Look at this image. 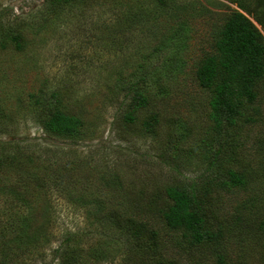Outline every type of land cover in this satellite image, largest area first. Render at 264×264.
<instances>
[{"label": "rangeland", "instance_id": "obj_1", "mask_svg": "<svg viewBox=\"0 0 264 264\" xmlns=\"http://www.w3.org/2000/svg\"><path fill=\"white\" fill-rule=\"evenodd\" d=\"M160 1H165L162 6ZM42 4L43 0L2 3V8L12 11L2 14L1 23L21 32L28 47L19 53L13 48L0 50V143L18 142L29 150L31 144H40L44 150L27 176L23 166H2L0 185L8 180L11 193L23 196L35 218L25 239L41 243L9 252L1 247L0 238V257L9 255L15 261L10 264H58L68 234L75 236L78 264H142L110 222L126 211L142 216L140 206L146 199L140 201L138 192L148 189L146 198L154 192L163 195L178 176L159 158L170 120L192 126L191 143L204 138L207 93L200 90L195 74L200 60L212 51L214 32L229 15L228 7L236 6L227 0H79L48 22L35 23L31 19ZM143 72L154 75L152 86L169 94H160L164 99L154 107L163 118L158 137L116 118V84L120 79L137 80ZM45 83L58 89L63 104L84 119L87 139L68 144L49 138L35 124L29 95ZM254 131L264 133V122ZM243 140L242 158L256 169L251 153L254 139ZM201 167L194 161L181 173L194 179ZM247 196L234 200L242 202ZM12 200L8 205L0 201V215L4 212L14 219L27 212V206H16V197ZM222 208L232 223L237 206L229 202ZM145 217L149 227L160 231L156 260L162 256L176 264H213L210 251L176 246L175 234L162 231L161 236L156 215L145 211ZM263 217L264 209L257 220ZM238 236L224 245L231 264H264L259 253L264 252V238ZM22 255L18 261L16 256Z\"/></svg>", "mask_w": 264, "mask_h": 264}, {"label": "trees", "instance_id": "obj_2", "mask_svg": "<svg viewBox=\"0 0 264 264\" xmlns=\"http://www.w3.org/2000/svg\"><path fill=\"white\" fill-rule=\"evenodd\" d=\"M78 1L43 0L31 20L46 23ZM227 1L236 9L228 7L231 10L229 15L219 30L214 32L212 51L200 60L195 74L200 90L207 93L204 138L191 143L192 126L186 122L174 124L170 120L164 132L165 142L159 158L162 164L170 165L178 176L164 188L163 195L154 192L146 198L148 189L138 192L140 201L146 199L144 206H140L142 216L136 218L131 211H126L124 215L113 216L110 222L119 228L123 242L131 245L133 253L142 259V264H176L162 256L155 259L160 253V231L148 226L145 211L158 218L161 236L172 233L177 236L175 245L180 248L210 251L213 264H231V256L224 250V245L231 239L235 241L239 238L238 233L249 240L261 241L264 238V217L260 222L257 220V214L264 209V133L254 131L264 122V0ZM164 2L160 1L161 6ZM2 3L3 0H0V18L2 14L7 15L12 11L2 8ZM1 21L0 50L13 48L15 52H24L28 43L23 34L15 32L16 28L4 26ZM148 73L137 80L120 79L116 84L118 91L113 92L118 96L114 107L119 111L116 118L124 124H138L145 135L158 137L163 118L154 107L164 99L160 94L166 93L164 95L167 97L169 94L152 86L150 83H154V79L150 77L154 75L148 76ZM29 98L34 108L35 124L49 138L68 144L88 138L84 119L72 106L63 104L58 89H51L50 84L45 83ZM202 106L199 104L198 108ZM151 108L152 111H148ZM244 138L254 139L251 153L258 164L256 169L242 158ZM31 148L35 150L31 151ZM31 148L29 150L12 141L0 143V173L6 164L23 166L25 176L32 173L30 167L33 162L40 163L44 148L40 144H31ZM47 158L55 160L56 157ZM194 161L202 166L196 178L183 177L182 170L187 171ZM3 181L0 185L1 203L8 205L16 197V206H27V212L16 214L14 219L13 216L7 218L4 212L0 215L1 247L9 252L10 248L23 252L22 245L41 243L38 239H25L35 218L28 213L30 208L23 196L11 193L8 180ZM243 194L248 195L245 200H234ZM229 202L237 206L232 223L225 219L222 208ZM11 238L13 242H9ZM74 241V235L65 236L59 249L61 255L58 264H78V250ZM259 253L264 262L263 249ZM22 258L23 255L16 256L18 261ZM13 261L9 255L0 257V264Z\"/></svg>", "mask_w": 264, "mask_h": 264}]
</instances>
